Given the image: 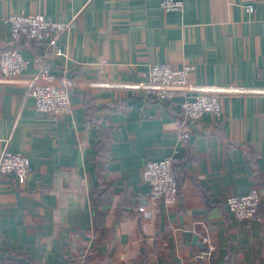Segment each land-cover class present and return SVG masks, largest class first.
I'll list each match as a JSON object with an SVG mask.
<instances>
[{"label": "crops", "instance_id": "obj_1", "mask_svg": "<svg viewBox=\"0 0 264 264\" xmlns=\"http://www.w3.org/2000/svg\"><path fill=\"white\" fill-rule=\"evenodd\" d=\"M162 1L0 0V52L12 15L72 25L58 36L63 56L21 45L22 77L0 71V155L23 153L33 170L19 190L0 177V264H264V94L253 92L264 90V0H177L174 12ZM153 64L249 92L224 96L220 118L186 121L181 94L122 89ZM45 67L69 87L73 112L60 120L30 95ZM172 155L180 200L153 202L142 169ZM253 188L259 218L237 220L227 199Z\"/></svg>", "mask_w": 264, "mask_h": 264}, {"label": "built area", "instance_id": "obj_2", "mask_svg": "<svg viewBox=\"0 0 264 264\" xmlns=\"http://www.w3.org/2000/svg\"><path fill=\"white\" fill-rule=\"evenodd\" d=\"M161 7L166 12L180 11L184 3L177 0H163ZM249 12H253L251 6ZM10 27V45L0 52V71L8 79H20L27 68L20 51L21 45L41 47L45 60L61 57L64 52L58 43V36L72 25L47 20L43 14H16L8 19ZM193 66L177 68L170 64H153L148 81L131 83L122 88L134 94H153L161 100H172L176 94L183 96L179 103L184 120L198 122L205 115L222 117V99L230 94H245L249 90L241 87L197 86L189 83ZM30 95L35 100V108L41 113L49 114L53 120L70 115L73 105L69 87L55 78L48 69L43 70L28 82ZM115 88V87H114ZM264 94V90L253 91ZM179 161L176 156H168L160 161H150L142 169V181L150 186L148 199L162 202L165 205L177 204L180 200ZM30 159L23 153H13L5 149L0 155V177L12 180L16 190L24 186L32 175ZM262 193L253 188L243 196H232L227 199V207L233 216L240 221H252L259 218ZM144 212V207H139ZM0 234V251L2 247ZM205 256L211 257L216 246L211 238H204Z\"/></svg>", "mask_w": 264, "mask_h": 264}, {"label": "trees", "instance_id": "obj_3", "mask_svg": "<svg viewBox=\"0 0 264 264\" xmlns=\"http://www.w3.org/2000/svg\"><path fill=\"white\" fill-rule=\"evenodd\" d=\"M178 167H179V181H180V178L182 177V172H184L183 171V165H182V163H181V160L179 161V165H178ZM180 187V186H179Z\"/></svg>", "mask_w": 264, "mask_h": 264}]
</instances>
